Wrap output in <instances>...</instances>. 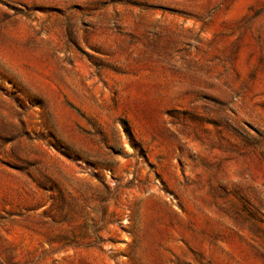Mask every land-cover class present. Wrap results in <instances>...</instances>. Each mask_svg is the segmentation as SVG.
Masks as SVG:
<instances>
[{"label":"rangeland","instance_id":"obj_1","mask_svg":"<svg viewBox=\"0 0 264 264\" xmlns=\"http://www.w3.org/2000/svg\"><path fill=\"white\" fill-rule=\"evenodd\" d=\"M0 264H264V0H0Z\"/></svg>","mask_w":264,"mask_h":264}]
</instances>
